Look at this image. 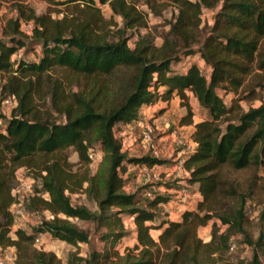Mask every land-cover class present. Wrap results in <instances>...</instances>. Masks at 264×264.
I'll list each match as a JSON object with an SVG mask.
<instances>
[{
	"label": "trees",
	"instance_id": "obj_1",
	"mask_svg": "<svg viewBox=\"0 0 264 264\" xmlns=\"http://www.w3.org/2000/svg\"><path fill=\"white\" fill-rule=\"evenodd\" d=\"M25 1L13 0L9 9L14 14L5 20L0 38V100H16L0 131V249H14V264H60L53 253L34 248L33 241L47 234L72 246L89 244L90 232L70 222L78 220L95 225L102 246L86 256L72 251L65 264H224L231 238L249 249L244 264H263L264 101L243 110L239 102L245 96L231 97L229 104L224 98L237 94L254 64L264 71V0H164L175 14L159 46L150 33L139 32L147 20L136 0H36L62 7L39 15ZM146 5L158 15L155 5L147 0ZM102 6L113 16L105 19ZM204 10H215L209 26L201 21ZM22 22L32 24L30 36L22 33ZM127 31L134 32L128 36ZM31 43L40 47L37 61L12 59ZM196 55L209 70L207 77L194 63L176 70L175 65ZM57 69L110 82L93 95H66L52 74ZM186 92L207 115L194 125L190 138L195 147L183 162V180L189 193L197 185L200 201L176 222L164 210L166 195L142 199L140 190H124L129 166L167 161L129 156L114 131L136 120L142 107L167 103L173 96L190 120ZM69 148L83 169H72ZM96 148L105 163L91 173L90 155ZM22 167L35 170L40 183L24 201L26 212L50 215L28 231L13 229L10 211L18 203L12 188ZM240 170L250 171L245 186L230 176ZM78 193L92 200L95 209L73 205L70 195ZM253 199L260 207L253 217L255 236L248 230L246 211ZM127 217L133 218L130 228L124 223ZM205 226L206 241L198 237ZM128 236L135 242L120 252L117 245Z\"/></svg>",
	"mask_w": 264,
	"mask_h": 264
},
{
	"label": "rangeland",
	"instance_id": "obj_2",
	"mask_svg": "<svg viewBox=\"0 0 264 264\" xmlns=\"http://www.w3.org/2000/svg\"><path fill=\"white\" fill-rule=\"evenodd\" d=\"M59 1V0H56ZM151 3V5H155L157 8V11L159 12L158 15H154L151 13L150 9L146 5V0H136L135 5L136 8L139 11H142L144 14H146V29H140L139 32L141 34L143 33H150L154 38V43L156 46H159L162 42L163 37L167 34L169 29V24L172 21L173 15L175 14V9L172 5L169 4V2H166L164 0H147ZM13 0H0V38H1V26L2 22L5 21L7 16H13L14 12L10 11V6ZM25 3L34 10L36 15L43 14L49 10H58L62 9V7H55L50 6L46 2L42 1H36V0H26ZM166 5L165 8L163 6ZM102 16L105 19H109L112 17V13L109 11V9L106 6L101 7ZM215 10L212 11H206L204 10L201 15V21L204 25H211L212 24V17L214 15ZM53 17H60L61 14H57L56 12L51 13ZM115 19L114 21L117 22L119 27H122L121 20L117 18L116 16L113 17ZM32 25V24H31ZM134 31L130 32L127 31V35L130 36ZM30 36L29 34H27ZM135 41V37H131L128 45L130 48L133 47V43ZM28 49H20L16 54L12 56V59H17L19 56L23 58L26 61H37L38 56L40 55V47L34 43L28 44L26 47ZM260 51H264V39L261 41L260 44ZM197 64L200 68L203 75L206 77L209 74V70L203 65V62L199 59V57L191 56L188 58L183 59L180 63L175 65L176 70H181L186 67H188L190 64ZM54 77L60 82V84L63 86L64 93L66 95H70V93H76L80 95L85 94H96L97 90H102L107 88V84L110 82V79L103 76L98 75H78L66 70L57 69L52 72ZM243 86L238 90L236 95L230 94L227 98H224V101L229 104L230 98L233 97V99H236L237 97L245 96L246 98L239 102L240 107L243 110H246L249 107H257L262 101H264V71L258 70L254 66L251 67V70L249 73L243 77ZM241 91V92H240ZM251 92L250 94H248ZM252 94V96H251ZM187 95V94H186ZM251 96V97H250ZM187 105L193 115L191 119H185L186 115V108L182 105V102L180 99H173L167 104L164 103H157L152 106L148 107H142L139 112V119L141 123L139 131V136H134L135 140L132 141L130 145H127L128 143V136L130 132H133L137 130L135 126L137 124H133L129 128H126L124 125H120L115 128L114 134L115 136L121 141V144L123 145V149L129 153L130 155H138V156H144V155H153V152H156L157 157L159 159H166L168 160L170 164V160H172V156L169 155L166 151L165 146L159 147L158 146V140L161 139V136H158L159 132V122H154L156 118H158L160 115L158 114L159 109H162L164 113L162 117L167 119L171 125L172 128L175 130H178V132L181 134L182 137L186 139L184 143V149H187L189 138V133L185 127L187 125H191L194 123V121H198L202 117L205 118L207 113L203 111L195 98L191 96V94L188 93L187 95ZM16 106V100H12V104L6 105L3 100H0V117H3L0 119V131H3L4 129V123L5 119L10 117V114L13 110V108ZM166 112V113H165ZM54 119L58 122H64L63 116L58 115L57 113H53ZM184 119V120H182ZM160 121V120H159ZM160 121V126L164 129L163 124ZM149 126L152 130V133L150 134L151 142L147 141V139L144 138L145 134V127ZM184 128H183V127ZM180 130V131H179ZM144 143H143V142ZM174 146V145H173ZM165 148V149H164ZM66 156L68 157V162L72 165L73 170L77 169H83L82 166L79 165L77 155L72 151L71 148H69L66 151ZM92 161L89 165V169L91 173H94L96 169H100V167L103 169L105 160L103 159V152L99 151L98 148H96L91 153ZM164 157V158H163ZM170 157V158H167ZM178 162V161H177ZM177 162L175 164H177ZM150 168V167H149ZM148 168V169H149ZM30 169H37L36 167H31ZM129 169H135L130 170L127 175V179L125 181L124 190L127 193H133L135 191L140 190V197L142 199H145V193L150 191L151 186H155L157 189L153 191L154 194H167L168 196H171L172 193H168L167 190H159V188L167 187L173 188V187H180L181 185L185 184L183 180V171L181 169H184V167H180L177 164V172L173 174V178L168 181L167 179H164L161 177V175H164L162 172L161 175L157 174L156 172H151L148 169H146L147 173L149 175H156L161 180L155 184H150L144 179L145 171L143 169H140V166L133 168L129 167ZM151 169V168H150ZM156 169V168H153ZM37 171V170H36ZM35 170H28L24 167L19 168L16 172L15 181L13 183L12 191L17 189H22L21 194L19 195V199L24 198L26 199L28 196L32 194V190L34 187L40 188V183L38 179L36 178L37 174L34 173ZM184 175V174H183ZM230 176L234 181L237 182V184H240L241 186H245L247 183L250 171L249 170H240L235 172H230ZM154 182V181H151ZM178 187V188H179ZM15 192V191H14ZM192 193L190 192V195ZM45 196V195H44ZM174 197V198H173ZM24 201L25 200H19V203H15L11 208L10 211L15 216V221L13 225V229H23L25 231H28V229L32 226H34L40 217L44 218H50V215L48 213H42V214H31L26 212L24 208ZM70 201L73 205H84L90 210L95 209V205L92 200L86 198L85 194L78 193V194H72L70 195ZM256 206H254V203L248 204L246 211L248 214V230L255 236L254 228H253V222H254V215L257 213V210L260 209V207H257V200H252ZM193 205V204H191ZM180 206L176 200V193L175 196H172V200L170 202V206L167 208L169 211V218L168 219H174L177 218L176 213L174 211L175 207ZM19 211V214H18ZM168 216V213H167ZM128 220V217L124 219L125 225L130 228L131 227V221ZM71 223L75 224L76 226L86 229L90 232V243L89 244H77L76 246H72L69 244H66L62 241L52 239L47 234H41L37 235L39 242L37 245H35V242L33 241L34 248L40 251L44 252H51L55 255L56 259L59 261L60 264H65L67 260V256L70 252L75 251L78 249V254L80 256H86L88 252L91 249H97L99 250L102 246V244L97 240L96 233H95V225L91 222H84V221H78V220H71ZM12 229V230H13ZM207 233L208 229L206 228H199L198 229V237L202 240H207ZM152 236L156 238L157 232H151ZM132 244L131 237L128 236L122 241H120L117 245V248L120 252H122L124 247H128ZM7 250V251H5ZM10 254L12 256L15 255V251L13 248H6L2 249L0 252V258H3V256ZM250 257V251L246 247H242L239 245L234 253L231 255H228V261L224 264H244L246 260H248ZM14 264V260L12 261H5L4 264ZM264 264V259H263Z\"/></svg>",
	"mask_w": 264,
	"mask_h": 264
},
{
	"label": "crops",
	"instance_id": "obj_3",
	"mask_svg": "<svg viewBox=\"0 0 264 264\" xmlns=\"http://www.w3.org/2000/svg\"><path fill=\"white\" fill-rule=\"evenodd\" d=\"M8 18L9 17H11V16H7ZM7 19V18H6ZM5 19V20H6ZM5 22V21H4ZM4 22H2L1 24V26H3L4 25ZM188 93L189 94H191L190 92H186V94L188 95ZM191 96H192V94H191ZM175 98H177V99H179L178 98V96H173L172 97V99L170 100V101H172L173 99H175ZM169 101V102H170ZM169 102H167V103H169ZM160 103H162V102H160ZM166 102L164 103V104H167ZM156 105V104H155ZM152 107V106H151ZM153 107H154V105H153ZM161 111H162V113H164L163 112V110L162 109H159V111H158V114L160 115L158 118H156L155 120H154V122H159V132L157 133L158 134V136H161L160 138L161 139H159L158 140V146L159 147H162V146H165V148H166V151H167V153L169 154V155H171L172 156V160H170L171 162H170V164L168 163L169 161L168 160H166L167 162L165 163V164H163V165H154V166H147V169L149 170V171H151V172H156L157 174H159V175H161V173L160 172H162L164 175H161V177L162 178H164V179H167L168 181H170L172 178H173V174L175 173V172H177V164H178V166H180V164L177 162L180 158H181V154L175 149V147L173 146L174 145V136H173V131L175 130L174 128H172L171 127V125H170V123H169V121L167 120V119H165V118H163L162 116L163 115H161L160 113H161ZM166 113V112H165ZM192 117H193V115H192ZM162 122L161 124H163V126H164V129L160 126V121ZM202 120V118L201 119H199L198 121H194V123L193 124H191V125H187L185 128L187 129V130H189L188 131V133H189V138H190V135L192 134V132H193V129H194V125L197 123V122H199V121H201ZM140 121V119H139V115H138V117H137V119L136 120H134V121H132V122H130L129 124H122V125H124V126H126V128H129L130 126H132L133 124H137V126H135V128H137V130H135V131H133V132H130V134H129V136H128V143H127V145H130L131 143H132V141L133 140H135V138H134V136H139V131H138V129H140V127H141V123L139 122ZM121 125V124H120ZM120 125H118V126H120ZM117 126V127H118ZM183 127V126H182ZM184 128V127H183ZM180 131V130H179ZM143 142V141H142ZM144 143V142H143ZM192 145V147L194 148L195 147V144L192 142V140H191V138H190V140L188 141V144H187V146L189 147V146H191ZM122 147H123V145H122ZM164 148V149H165ZM124 150V149H123ZM125 151V150H124ZM129 156H133V157H140V156H136V155H130L129 153H127ZM164 158V157H163ZM167 158H170V157H167ZM162 160H164V159H162ZM177 162V164H175ZM129 167H133V168H136V166H129ZM138 167V166H137ZM153 168H156V169H153ZM130 170H135V169H129L128 168V172L130 171ZM182 171H183V174H182V176H183V179L187 176V174H186V172H185V170L184 169H181ZM128 172H127V174H126V177H127V175H128ZM179 187V186H178ZM178 187H173V188H168V186L167 187H163V188H159V190H162V191H164V190H167V192L170 194V193H172V195L171 196H168L167 194H166V196L167 197H169V201L165 204V206H164V210H165V212L166 213H168V216H167V218H169V211L167 210V208L170 206V202H171V200H172V196H175V193H176V190L178 189ZM190 192L192 193L191 195H190V199H189V201H188V203H187V205L186 206H184V207H182V206H177V207H175V209H174V211H175V213H176V216L175 217H177V218H174V219H168V220H170V221H176V222H178V221H180V219H181V213L183 212V211H185V210H195L196 209V205H197V203L200 201V195L198 194V192H197V185H192L191 186V190H190ZM162 195V194H161ZM163 195H165V194H163ZM174 198V197H173ZM191 204H193V205H191ZM129 222V221H128ZM208 227L209 226H205V227H202V228H206V229H208ZM131 241H132V244L135 242V240H134V238L133 237H131ZM131 244V245H132ZM1 250L2 249H0V252H1Z\"/></svg>",
	"mask_w": 264,
	"mask_h": 264
},
{
	"label": "built area",
	"instance_id": "obj_4",
	"mask_svg": "<svg viewBox=\"0 0 264 264\" xmlns=\"http://www.w3.org/2000/svg\"><path fill=\"white\" fill-rule=\"evenodd\" d=\"M20 29H21L22 33H24L25 35H27V34L30 35L31 31H32V25L30 22H22L20 25ZM12 100L13 99H11L10 97L3 99V101L6 105L12 104ZM145 128H146L145 129L146 131L144 134V138L147 139V141L151 142L150 134L152 133V130L150 129L149 126H147ZM173 136H174V147L181 154V158L178 160V163L180 164V167H183L184 159L189 155V153L192 152L193 147L191 145L189 147L187 146V149H184V143H185L186 139L181 136V134L178 132V130L173 131ZM153 155L155 157H157L156 152H153ZM90 159L92 160L91 155H90ZM140 169H143L145 171L146 176H144V179H146V181L148 183L155 184L161 180L156 175H152V176L149 175L146 171V169H147L146 165L140 166ZM151 181H154V182H151ZM156 189L157 188L155 186H151L150 191L145 193V197L151 198L154 195L153 191ZM21 192H22V189L21 188L19 189V187L17 189L15 188V190H13V195L15 196L18 203H19V200H25L27 197V196H25L24 198L22 197V199H19L18 196L22 195ZM189 199H190L189 187L187 184H183L176 190V200L180 206L184 207L187 205ZM18 214H19V211H18ZM132 219H133L132 217H128L129 221H132ZM34 242H35V245L38 244L39 240L37 237H35ZM238 246H239L238 245V239L237 238H231L229 240L228 246H227L228 255H231L232 253H234ZM5 251H7V250H5ZM14 258H15V256L13 254H12V256L10 254H7L6 256L4 255L3 258H0V264H4L5 261H12L13 262Z\"/></svg>",
	"mask_w": 264,
	"mask_h": 264
}]
</instances>
